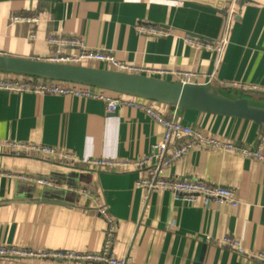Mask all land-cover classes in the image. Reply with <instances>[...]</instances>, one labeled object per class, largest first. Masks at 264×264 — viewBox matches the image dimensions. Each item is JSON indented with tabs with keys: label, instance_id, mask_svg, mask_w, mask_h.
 Returning a JSON list of instances; mask_svg holds the SVG:
<instances>
[{
	"label": "crops",
	"instance_id": "obj_1",
	"mask_svg": "<svg viewBox=\"0 0 264 264\" xmlns=\"http://www.w3.org/2000/svg\"><path fill=\"white\" fill-rule=\"evenodd\" d=\"M207 1L223 7L203 0H0V55L47 60L52 54L49 37H78L91 50L110 53L138 71L199 78L215 74V86L261 97L264 0ZM231 16L229 43L219 62L215 51L188 43L192 39L216 45ZM140 23L159 27L167 36L141 35L136 29ZM160 110L173 118L166 108ZM182 122L264 154V133L261 138L251 122L192 111L183 113ZM163 137L164 129L135 109L122 107L110 114L97 100L0 90V247L100 254L108 227L101 207L115 221L114 258L135 264H264L218 241L238 239L246 253H264L261 161L195 148L165 171V179L204 180L232 190L239 200L237 208L204 207L189 205L168 191L147 196L137 187L138 171L96 170L7 145H40L73 153L80 161H137L150 155ZM20 176L54 180L60 188L35 186L16 179ZM46 195L63 200L42 203ZM17 197L25 200L5 204ZM0 264L101 263L0 257Z\"/></svg>",
	"mask_w": 264,
	"mask_h": 264
},
{
	"label": "built area",
	"instance_id": "obj_2",
	"mask_svg": "<svg viewBox=\"0 0 264 264\" xmlns=\"http://www.w3.org/2000/svg\"><path fill=\"white\" fill-rule=\"evenodd\" d=\"M233 17H229L224 30L222 39L216 45L206 44L192 39H187L188 43L196 47L215 51L220 58L225 52V48L229 43L231 31V22ZM16 22L25 21L24 19L15 18ZM29 22L31 20H28ZM34 21V20H32ZM31 21V22H32ZM137 32L155 38L167 36V33L152 25L140 23L136 27ZM52 54L46 60L52 63L62 64H88L101 63L110 64L116 69L130 72L138 71L132 67L119 62L116 57L110 53L101 50H91L84 39L78 37H68L64 35H52L48 39ZM149 73V72H148ZM155 74V73H153ZM164 75V73H158ZM180 78H194L197 75L191 74H175ZM211 80H215V74L209 76ZM0 90L15 93H35L38 95H56V96H73L84 100H97L104 103L107 113L114 114L122 107H128L141 111L152 119H154L163 129V141L155 145L150 155L145 156L137 161L128 160H106V159H89L80 161L76 155L64 152L58 149L43 147L40 145H22L9 143L10 149L17 152H34L45 157H61L67 162L73 164H85L96 170L112 171L122 168L124 171H138L141 175L137 182V187L143 190L147 196L156 192H170L176 199H182L189 205L197 206H229L237 208L239 200L235 192L230 189L216 187L210 185L204 180H186L182 178L165 179L164 173L171 166L179 163L182 159L189 155L195 148L213 149L226 153H237L243 157L255 159L264 163V154L261 149H252L250 147L238 146L237 144L225 142L211 135L204 134L196 128L182 125L174 120L167 118L162 114L160 108L154 103H146L124 97H110L96 90H81L72 87H66L57 83H42L35 80H9L0 78ZM19 181H23L35 186L45 187L52 190L60 188L59 183L54 180L39 177H16ZM79 193L91 196L87 191H79ZM100 215L107 222V239L103 252L100 254H75L61 252H47L41 250H29L17 247H0V257L17 258L21 260H67V261H92L101 264H135L131 259L114 258L111 256L112 239L115 234V221L108 214L106 209L99 208ZM211 240V238H208ZM219 243L227 248L232 249L239 255H245L264 263V253L248 254L238 239L224 237L218 240Z\"/></svg>",
	"mask_w": 264,
	"mask_h": 264
},
{
	"label": "water",
	"instance_id": "obj_3",
	"mask_svg": "<svg viewBox=\"0 0 264 264\" xmlns=\"http://www.w3.org/2000/svg\"><path fill=\"white\" fill-rule=\"evenodd\" d=\"M203 2L215 5L218 9L223 7L222 3L217 5L213 1L203 0ZM0 78L35 80L45 84L57 83L81 90H96L110 97H124L154 103L158 107L166 108L168 114L173 115L174 120L182 125H184L183 113L192 111L248 121L259 127L261 138L264 133V93H259L261 97H252L246 93V90L244 92L229 86H215L214 80L208 77L186 79L175 74L171 76L122 71L110 64L74 65L0 55ZM237 90L243 95L238 94ZM162 114L166 115L163 112ZM196 129L207 134L199 128ZM23 200L25 199L17 197L5 204H20ZM57 200L62 201L63 197L46 195L41 202L57 204Z\"/></svg>",
	"mask_w": 264,
	"mask_h": 264
},
{
	"label": "trees",
	"instance_id": "obj_4",
	"mask_svg": "<svg viewBox=\"0 0 264 264\" xmlns=\"http://www.w3.org/2000/svg\"><path fill=\"white\" fill-rule=\"evenodd\" d=\"M169 119H171V118H169Z\"/></svg>",
	"mask_w": 264,
	"mask_h": 264
}]
</instances>
